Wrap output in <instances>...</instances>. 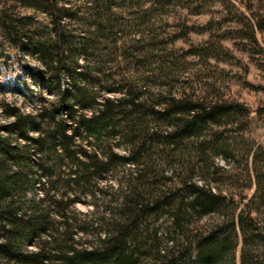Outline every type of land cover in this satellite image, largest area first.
<instances>
[{"label": "rangeland", "instance_id": "1", "mask_svg": "<svg viewBox=\"0 0 264 264\" xmlns=\"http://www.w3.org/2000/svg\"><path fill=\"white\" fill-rule=\"evenodd\" d=\"M67 1L77 17L67 28L74 35L89 34L87 43L73 44L75 52H82L78 68L86 74L79 81L90 90L88 95L95 94L87 96L77 112L92 114L95 109L88 100L123 96L119 88L139 93L137 108L132 109L126 100L121 105L110 103L111 110L123 117L117 120L131 127L137 144L143 146L144 163L137 167L129 160L104 168L101 177L93 176L89 185L72 184L75 191L63 185V180L70 168L80 167L64 161L58 164L52 157L48 162L58 183L51 193L60 197L69 188L77 199L64 214L51 206L48 234L39 241L50 234V241L65 240L64 245H95L97 229L113 226L116 219L121 224L127 220L134 264H169L174 251L192 246L194 236L203 229L216 221L236 220L252 198L263 233L246 244L251 256L247 264H264V0ZM48 8L46 0H0V11L21 20L31 33L23 36V42L14 41L0 17V134L13 143L24 142L22 128L37 134L25 116L42 117L44 111L42 124L46 125V117L58 103L59 85L70 82L64 75L57 77V63L45 60L39 47L50 49L55 42ZM172 96L206 104L238 101L248 110L226 113L198 135L172 140L167 135L173 129L172 118L152 111V106L158 109L164 104L157 101ZM17 122L21 124L15 126ZM111 136L114 148L128 155L127 139L119 132ZM90 138L94 149L99 139ZM98 147L103 153L104 147ZM135 172L139 177L129 182ZM189 179L232 199L221 210L183 217L184 199L190 194L186 190L174 194ZM41 180L37 174V185L27 192V200L45 194L48 184L44 186ZM82 188L86 191L80 192ZM138 192L144 203L154 207L131 223V217L122 213L134 208ZM179 208L182 225L174 220ZM226 234L228 251L216 264H243L245 242L239 225L231 226ZM38 245L33 242L28 247L37 249ZM184 252L180 261L189 264L195 250ZM61 255L58 251L54 257Z\"/></svg>", "mask_w": 264, "mask_h": 264}, {"label": "trees", "instance_id": "2", "mask_svg": "<svg viewBox=\"0 0 264 264\" xmlns=\"http://www.w3.org/2000/svg\"><path fill=\"white\" fill-rule=\"evenodd\" d=\"M46 1L51 13V29L55 42L50 49L45 45L39 46V42L35 44L41 47L45 60L51 59L57 63L54 68L57 77L64 75L70 82L67 86L59 85L58 103L50 112V116L46 117V125L42 124L44 111L40 113L42 117H37L38 119L31 114L25 116L37 134L31 135L22 128L24 142L19 143H13L0 134V264H134L133 253L128 248L131 238L127 220L121 224V219H116L113 226L97 229L95 245L87 244L81 248L73 244L64 245L65 240L50 241V234L44 242L39 241L43 235L48 234L51 206L58 207L59 212L64 214L68 204L77 199V194L72 192V190L77 191V188H72V184L76 187L89 185L93 176L100 178L103 169L112 167L114 164H124L131 160L140 167L144 163L143 146L137 144V137H134L131 127H125L120 123L121 120H117L120 116L111 110L112 103H110L121 105L126 100L134 109L140 104V94L128 88H119L123 96L116 98L106 96L104 100H97V98L88 100L87 104L95 111L89 115L85 112L78 113L80 103L87 96H95L92 93L88 95L89 89L82 86L83 84L79 81L80 78H85L86 74L78 68L79 56L82 52H75L73 45L87 43L89 34L74 35L67 28L70 20L77 19L70 2L64 0V3L59 4V0ZM0 17L14 41L23 42V36L31 35L29 30L20 23L21 20L9 18L4 11H0ZM160 102H164L163 106L158 109L152 106V111H159V114L172 118L173 129L167 133L172 140L198 135L210 122L221 121L226 113L248 110L245 104L238 101H215L206 104L204 101L187 96H172L157 101V103ZM120 118L123 120V117ZM18 123L14 125L21 124V122ZM9 127L4 126V128L12 129ZM117 132L127 139L128 155L121 154L114 148L111 135ZM91 135L99 139L94 149L90 146L93 142ZM98 146L104 147L103 153ZM52 157L58 160V164L64 161L80 167L78 170L69 169L63 185L72 190L66 189L60 197L51 193L52 190H56L58 183L57 179H53L55 172L50 169L51 165L48 162ZM136 172L135 175L132 174L129 182H134V179L139 177ZM37 174H40L43 179L40 182L44 186L48 184V188L43 196L27 200V192L37 185L35 184ZM132 178H134L133 181H131ZM129 185L131 186V183ZM183 190L190 194L187 200L184 199L183 217L195 214L203 216L221 210L225 201L232 199L217 192L212 186L191 179L184 182L174 195ZM85 191V188L80 189V192ZM138 193L136 198H133L134 208L131 210L132 206H130L129 210L124 211L125 213L121 212L124 216L131 217L133 220L131 223L140 219L142 217L140 215L150 213L154 207L144 203L145 199L140 192ZM252 203V198L244 203L245 208L241 209L236 220L232 218L227 222L216 221L200 231L194 236L192 246L188 245L184 250L174 251L169 264H183L180 260L186 253L184 251L192 250L195 252L189 256V264H216L228 247L226 231L231 226L235 227L236 223L245 242L241 252L242 262L247 264L251 256L246 249V244L263 233L259 220L254 214ZM126 205L125 195L122 206ZM180 211L181 208L174 212V220L178 225L183 224V221L179 219ZM67 225L65 226L68 228ZM33 242L39 244L37 249L28 247ZM48 243L53 244L54 247H50ZM58 251L62 255L55 258V253Z\"/></svg>", "mask_w": 264, "mask_h": 264}]
</instances>
